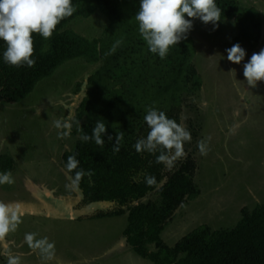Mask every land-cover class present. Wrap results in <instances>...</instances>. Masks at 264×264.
Wrapping results in <instances>:
<instances>
[{"label": "rangeland", "instance_id": "1", "mask_svg": "<svg viewBox=\"0 0 264 264\" xmlns=\"http://www.w3.org/2000/svg\"><path fill=\"white\" fill-rule=\"evenodd\" d=\"M238 1L241 12L257 9L262 22L258 46L254 49L247 42L240 44L246 50L241 63L227 59L226 49L239 36L234 19L221 18L219 27L213 30L212 23L195 18L187 34V41L194 44L193 62L203 85L188 93L183 105L181 117L186 119L181 122L192 140L184 145L187 159L177 161L172 171L182 162L193 160L199 194L180 205L162 231L163 241L170 246L206 224L213 230L232 228L242 219L243 208L252 210L264 202V81L253 88L243 74L251 55L264 49V0ZM108 23L109 18L98 11L74 19L68 27L95 38L105 36ZM100 64L83 58L69 60L51 77L41 80L23 100L8 103L0 98V156L12 159L15 179L13 185H0V200L23 204V223L8 237L10 251L21 257L22 264H43L25 243V233H37L38 238L46 236L55 242L56 259L48 264H156L126 241L127 212L95 216L119 208L117 202L86 204L79 188L67 187L70 182L62 156L73 150L81 137L73 132L76 114L86 91L89 95L94 91L87 78ZM232 69L236 75L230 72ZM79 83L83 84L81 89ZM70 114L71 134L58 138L61 130L53 122ZM101 120L114 125L117 121L108 116ZM237 123L240 127L236 134L229 135L230 126ZM200 141L210 149L207 155H201ZM172 171L165 167L167 177ZM158 198L155 192L144 200ZM148 248L155 250V245L148 244ZM0 264H7L3 255Z\"/></svg>", "mask_w": 264, "mask_h": 264}, {"label": "trees", "instance_id": "2", "mask_svg": "<svg viewBox=\"0 0 264 264\" xmlns=\"http://www.w3.org/2000/svg\"><path fill=\"white\" fill-rule=\"evenodd\" d=\"M133 1L72 0L76 11L61 21L51 38L33 34L34 67L17 68L5 63L3 53L7 46L0 40V98L8 103L23 100L41 80L51 77L69 60L83 58L89 63H101L87 78L94 91L89 95L87 90L81 99L73 132L92 136L96 122L107 120V116L117 120L116 124L105 123L103 147L94 139L79 138L74 149L62 156L65 165L68 157L74 155L79 161L77 170L93 172L91 183L85 175L78 186L86 204H119V208L95 216L112 217L127 212L126 241L139 255L156 264H264V202L252 210L243 208L242 219L232 228L213 230L206 224L172 246L161 237L177 208L199 194L194 182L196 166L188 159L167 177L165 165L156 163L159 152L138 153L134 145L150 131L144 120L149 107L164 111L180 123L188 93L200 90L203 78L193 62V41L190 44L187 38L172 46L164 59L149 51L135 19L140 0ZM216 3L222 19H234L239 29L232 45L247 42L255 49L262 36L259 11L252 7L241 12L238 0ZM98 11L109 18L105 36L87 38L68 27L74 19ZM82 85L79 83V89ZM118 132H123L124 139L115 152ZM108 136L113 139L109 141ZM0 168L12 171V159L1 155ZM146 176H154L160 187L148 186ZM155 192L158 199L144 200ZM148 244H154L155 250H150Z\"/></svg>", "mask_w": 264, "mask_h": 264}, {"label": "clouds", "instance_id": "3", "mask_svg": "<svg viewBox=\"0 0 264 264\" xmlns=\"http://www.w3.org/2000/svg\"><path fill=\"white\" fill-rule=\"evenodd\" d=\"M76 11L72 0H0V40L6 44L3 53L5 63L14 67H34L35 47L33 34H39L44 39L53 36L57 26L64 19L71 17ZM199 18L205 24L212 23L214 29L219 27L222 18L221 9L216 0H140L139 11L135 19L141 37L153 54L164 59L170 48L187 38L193 27V20ZM119 43V42H117ZM115 46L113 47V51ZM227 59L235 64L241 63L246 50L239 43L226 49ZM230 72L236 75V70ZM244 77L247 84L255 88L258 82L264 81V49L253 53L250 60L244 64ZM40 114V113H37ZM239 115V113H235ZM186 119V117H181ZM73 116L70 114L64 120H55L53 126L61 131L58 138L70 136ZM144 120L150 131L146 138L138 139L134 145L138 153L155 154L156 163H162L172 171L177 161L187 159L185 142H191L192 136L186 126L175 119L169 118L164 111L149 107ZM240 125L233 124L229 128V135H235ZM106 133V124L96 122L92 136L81 135L83 141L94 139L95 143L103 147L105 141L102 134ZM107 139L111 141L112 136ZM124 139L123 132H118L113 145V151L118 152ZM211 137H209V140ZM201 155H207L210 150L204 141L198 142ZM79 161L69 156L65 165L68 181L67 187L78 188L82 178L87 175L91 183L93 172L78 169ZM74 173V175H73ZM148 186L160 187L154 176H146ZM15 179L11 171L0 173V185H13ZM162 183V182H161ZM24 208L20 202H5L0 200V255L7 258V264H22L21 257L10 251L8 237L16 233L23 223ZM24 241L28 247L36 252L43 264L56 259V245L48 237H39L37 233H25ZM59 264V261H57Z\"/></svg>", "mask_w": 264, "mask_h": 264}]
</instances>
